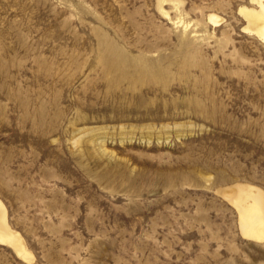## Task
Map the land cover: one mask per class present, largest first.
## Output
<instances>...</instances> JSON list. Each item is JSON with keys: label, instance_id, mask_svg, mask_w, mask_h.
<instances>
[{"label": "rangeland", "instance_id": "1", "mask_svg": "<svg viewBox=\"0 0 264 264\" xmlns=\"http://www.w3.org/2000/svg\"><path fill=\"white\" fill-rule=\"evenodd\" d=\"M250 2L0 0V264H264L219 193H264Z\"/></svg>", "mask_w": 264, "mask_h": 264}, {"label": "bare ground", "instance_id": "2", "mask_svg": "<svg viewBox=\"0 0 264 264\" xmlns=\"http://www.w3.org/2000/svg\"><path fill=\"white\" fill-rule=\"evenodd\" d=\"M250 1L255 4V8H246L243 6L244 8L239 10V13L246 21L244 30L264 42V0ZM164 2L165 0H158L160 11H162V4ZM215 18L212 16L208 17L209 23L217 24L218 19L216 18V20ZM219 193L236 210L241 235L244 238L253 241L263 242L264 193L256 187L239 183L232 185L231 187L221 189ZM0 245L11 248L15 255L21 260L31 261V253L26 248L25 242L20 234L11 227L7 218L5 207L1 201Z\"/></svg>", "mask_w": 264, "mask_h": 264}]
</instances>
